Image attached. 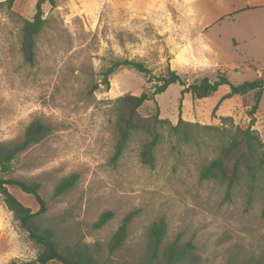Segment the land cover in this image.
<instances>
[{
  "label": "rangeland",
  "instance_id": "obj_1",
  "mask_svg": "<svg viewBox=\"0 0 264 264\" xmlns=\"http://www.w3.org/2000/svg\"><path fill=\"white\" fill-rule=\"evenodd\" d=\"M36 1L0 3V142L19 140L34 119L50 130L18 153L3 176L39 183L46 209L37 222L52 230L58 246L87 243L98 251L100 263L141 264L148 230L162 220L166 231L161 249L174 239L190 242L194 264L264 259V169L228 194L222 182L199 177L235 127L253 129L264 152V89L250 114L253 92L220 101L229 91L228 85H221L195 99L189 93L181 96V85L172 83L138 109L140 116L148 117L157 106L160 118L172 124L183 121L174 132L159 127L153 165L140 158L142 131L134 132L120 157L111 161L117 138L115 99L152 90L167 67L186 83L203 76L213 81L224 74L237 85L264 74V9L234 13V6L246 0H178L211 47L206 56L193 57L181 55L176 0L46 1L44 25L35 36L29 63L20 50V28L24 18L33 16ZM124 59L142 62L151 77L120 65L106 86L103 72ZM73 173L78 174L74 186L54 195L55 185ZM8 188L32 212L38 211L34 196ZM0 210V264L34 259L39 247L1 195ZM106 210L113 217L94 228L93 222ZM132 210L136 213L126 240L109 252L107 240Z\"/></svg>",
  "mask_w": 264,
  "mask_h": 264
},
{
  "label": "trees",
  "instance_id": "obj_2",
  "mask_svg": "<svg viewBox=\"0 0 264 264\" xmlns=\"http://www.w3.org/2000/svg\"><path fill=\"white\" fill-rule=\"evenodd\" d=\"M13 0H4L10 4ZM54 0H37L35 12L29 19L24 18L20 28V50L23 59L32 63L34 59L35 36L42 30L44 25L42 4ZM120 65L131 66L140 73L150 75V70L140 61L124 59L114 61L102 74V82L108 85L109 75ZM181 85V96L189 93L192 98L202 99L211 95L221 85H228L229 91L220 98V101L232 95H244L254 93V103L249 111L253 114L258 107L262 91L264 89V74L256 76L251 81L241 84H232L226 75H218L213 81L203 76L186 81L176 71L166 68V72L156 78V83L151 89H144L140 94L125 93L115 99L113 108L115 116L116 142L111 161L115 162L121 155L131 135L136 131H142L145 138L141 145V161L149 166L154 162V149L161 138L159 127L167 126L169 131H177L182 124L179 119L176 124L170 123L168 119L160 118L158 107L154 114L148 117L140 116L138 109L145 102L154 100V96L163 92L170 84ZM218 104V103H217ZM217 104L214 108L217 107ZM49 127L43 122L34 119L30 121L23 132L22 137L10 144L0 142V195L2 201L9 211L13 213L20 226L28 233L32 242L39 247L34 259L23 261H12L10 264H48L56 261L61 264H103L97 256V250L91 248L87 243L75 244L72 247L60 248L53 238V232L48 227H43L37 222V215L46 209L45 200L39 193V183L25 181L18 178H7L3 175L11 168V161L15 156L24 151L30 145L41 141L48 133ZM263 143L259 135L250 127H235L227 143L223 144L218 155L202 166L199 177L201 179H214L225 185L226 193L241 180H252L260 169H264ZM78 178L77 173L62 178L54 187V195H60L74 186ZM9 186L19 188L21 191L31 194L39 205L36 212L22 204L9 190ZM136 211L127 212L121 219L116 230L111 234L105 246L109 252L118 249L126 240L128 226ZM110 210L103 211L93 222L94 228L103 226L113 217ZM165 223L160 220L153 223L148 230V240L145 254L141 264H178L195 262L194 245L190 242H180L174 239L166 247L161 249L160 245L165 235ZM243 264H264V259H248Z\"/></svg>",
  "mask_w": 264,
  "mask_h": 264
},
{
  "label": "crops",
  "instance_id": "obj_3",
  "mask_svg": "<svg viewBox=\"0 0 264 264\" xmlns=\"http://www.w3.org/2000/svg\"><path fill=\"white\" fill-rule=\"evenodd\" d=\"M176 0V38L181 41V55L182 56H206V49L211 47L205 41L194 25V21L185 14L184 9L180 8ZM235 12H249L264 9V0H246L242 6H234ZM187 13H190L188 11ZM261 75V73H258ZM257 75V76H258Z\"/></svg>",
  "mask_w": 264,
  "mask_h": 264
},
{
  "label": "bare ground",
  "instance_id": "obj_4",
  "mask_svg": "<svg viewBox=\"0 0 264 264\" xmlns=\"http://www.w3.org/2000/svg\"><path fill=\"white\" fill-rule=\"evenodd\" d=\"M0 211H1V210H0ZM1 219H2V217H1ZM3 221H6V220H3ZM5 224H6V223H5ZM1 225H2V224H1ZM3 226H4V225H3ZM7 227H8V226H7ZM0 230H1V229H0ZM1 231H2V230H1ZM1 231H0V232H1ZM11 233H12V232H11ZM12 234H13V233H12ZM9 236H10V235H9ZM9 236H8V237H9ZM15 242H16V241H15Z\"/></svg>",
  "mask_w": 264,
  "mask_h": 264
}]
</instances>
